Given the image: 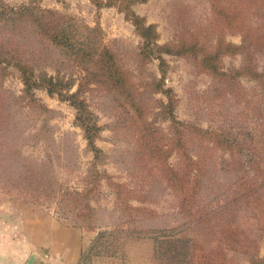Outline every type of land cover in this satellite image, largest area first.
<instances>
[{
    "label": "rangeland",
    "instance_id": "rangeland-1",
    "mask_svg": "<svg viewBox=\"0 0 264 264\" xmlns=\"http://www.w3.org/2000/svg\"><path fill=\"white\" fill-rule=\"evenodd\" d=\"M211 1L148 0L133 4L132 9L148 24L156 26L159 43L163 45L201 28H208L210 39ZM2 5L14 8L29 5L60 13L65 28L81 36L91 33V37H98L99 43L114 52L136 85L148 84L143 94L145 120L140 121L139 127L132 126L130 118L117 107L114 94L96 86H90L82 94L81 98L86 99L101 127L96 141L101 150L97 159L76 124V109L44 90L24 94L20 72L12 65H3L2 95L7 104H17L10 112L19 120L18 130L21 125L26 128L25 154L33 159L52 160L46 163L52 166L59 182L80 192L85 189L87 178L94 177L96 171L110 178L98 182V192L92 201L95 213L89 223L94 226L90 235L94 239L81 264H190L188 256L183 255L187 245L183 239L207 236L210 225L208 228L190 226L192 220L180 212L182 196L171 188L172 183L179 182L184 171H191L190 157L193 161L199 159L205 167V175L198 176L201 186L198 205L207 210L216 209L237 191L239 179L247 174L249 154L244 151L246 155H239L228 148L216 147L210 143L209 136L192 134V129H188L189 135L184 139L189 157L184 156V149L178 150L180 138L169 118L159 109L166 97L153 93L152 79L160 76L158 61L150 60L141 66L138 52L142 40L133 23L117 7L98 9L92 0H0ZM0 32L15 36L12 48L24 52L22 61L37 74L44 71L50 76H59L65 82H73L72 93L77 90L84 76L82 71L67 56L41 42L33 25L1 21ZM226 40L234 45L241 43V37L230 32ZM198 57L164 56L167 62L165 86L173 91L176 119L204 131H223L224 135L238 137L246 144L254 137L258 140L259 135L254 133L261 120L257 108L263 88L245 76L237 80L216 79L201 67ZM243 63L242 55H228L221 65L223 71L229 73L240 70ZM17 97L24 99L21 104L25 103L19 105ZM31 98H34L33 103H30ZM129 112L134 114L131 109ZM139 128L145 133L144 143ZM110 184L118 188H111ZM115 190L127 194L124 195L125 206L115 200ZM12 201L14 203L9 205V200L0 193L2 210L36 209L40 223H46V216H51L68 227L80 228V221L74 213H68L64 205L38 207L30 202ZM259 241V255L264 257V236H260Z\"/></svg>",
    "mask_w": 264,
    "mask_h": 264
},
{
    "label": "trees",
    "instance_id": "trees-1",
    "mask_svg": "<svg viewBox=\"0 0 264 264\" xmlns=\"http://www.w3.org/2000/svg\"><path fill=\"white\" fill-rule=\"evenodd\" d=\"M147 1L92 0L98 9L117 7L133 23L142 40L138 52L142 67L150 60L158 61L160 76L152 79L153 93L166 97V102H160L159 109L161 114L169 118L172 129L180 138L177 143L178 150L184 149V156L189 157L187 142L184 139L189 135L188 129H192V134L209 136L210 143L216 147L228 148L239 155H244L246 151L250 159L245 172L247 174L239 179L238 189L230 200L216 209L207 210L198 205L197 198L201 187L198 176L205 175V167L199 163V159L193 161L189 158L188 167L191 171H182L179 182L172 183L171 188L182 196L180 212L192 220L190 226L200 225L208 228L210 225V230L207 236L202 238L198 236L183 239L184 243H187L183 255L188 256L190 264H264V257L259 255V238L264 236V0H212L210 39L207 37L208 28H201L196 29L198 32H187L180 35L176 41L163 45L159 43L160 35L156 26L148 24L132 9L133 4ZM1 21L18 24L29 22L41 42L51 45L67 56L84 76L77 90L72 93L73 82H65V79L50 76L44 71L37 74L34 68L22 61L24 52L12 48L15 45V36L0 32V193L8 200L30 202L38 207L64 205L66 211L74 213V217L80 221V228L91 232L94 226L91 227L89 223L95 213L92 201L98 192V182L103 178L110 179L109 176L96 171L94 177L87 178L85 189L80 192L59 182L54 176L52 166L46 163H52V160L33 159L25 154L26 128L21 125L18 130L19 120L10 112V108L17 104H7L2 95L5 70L3 65H12L20 72L24 94L31 95L34 90H44L49 96H56L59 100L70 103L76 109V124L83 131L88 147L97 159L101 150L96 141L101 127L95 121L86 99L81 98L82 94L90 89V86L114 94L117 107L130 118L132 126L135 124L139 127L140 121L145 120L143 116L146 106L143 94H146L148 84L136 85L114 52L99 43L98 37H91V33L81 36L65 28L64 17L56 11L29 5L15 8L2 5ZM22 27L24 31L27 30ZM227 32L239 35L241 43L234 45L227 42ZM165 55L195 59L200 56L201 67H204L206 72L210 71V75L216 79L237 80L239 76H245L257 82L263 88L257 108L258 118L261 120L257 123L254 133L259 135V139L255 140L253 134L254 138L246 144L238 140V137L233 139L224 135L223 131H204L178 121L174 114L176 100L173 91L165 86ZM228 55L243 56L244 63L240 70H231L229 73L223 71L221 62ZM23 100L22 97H17L19 105ZM33 102L34 98H31L30 103ZM128 106L135 115L129 112ZM139 129L144 143L145 133L142 128ZM192 176L196 179L191 180ZM110 187L118 188L114 184H110ZM114 193L120 206H125L124 195L127 194L119 190ZM82 221L88 224H83Z\"/></svg>",
    "mask_w": 264,
    "mask_h": 264
},
{
    "label": "crops",
    "instance_id": "crops-1",
    "mask_svg": "<svg viewBox=\"0 0 264 264\" xmlns=\"http://www.w3.org/2000/svg\"><path fill=\"white\" fill-rule=\"evenodd\" d=\"M90 235L51 216L40 223L36 209H0V264H81Z\"/></svg>",
    "mask_w": 264,
    "mask_h": 264
},
{
    "label": "water",
    "instance_id": "water-1",
    "mask_svg": "<svg viewBox=\"0 0 264 264\" xmlns=\"http://www.w3.org/2000/svg\"><path fill=\"white\" fill-rule=\"evenodd\" d=\"M29 264H33L32 262H30Z\"/></svg>",
    "mask_w": 264,
    "mask_h": 264
}]
</instances>
